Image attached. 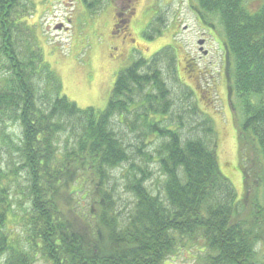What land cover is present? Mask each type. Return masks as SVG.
Listing matches in <instances>:
<instances>
[{"label":"trees","instance_id":"trees-1","mask_svg":"<svg viewBox=\"0 0 264 264\" xmlns=\"http://www.w3.org/2000/svg\"><path fill=\"white\" fill-rule=\"evenodd\" d=\"M82 1L92 8L89 0ZM260 1L251 10L246 0H198L223 25L231 90L243 113L239 199L214 147L201 138L183 139L160 122L172 105L158 66L161 51L119 72L105 110L81 108L62 94L61 78L36 40L21 41L29 30L19 12L21 0H0L1 264H34L38 258L50 264H163L192 246L199 249V264H264L258 257L264 242ZM137 104L135 118L141 122L131 125L142 127L144 137L132 152L114 120ZM15 126L19 132L11 131ZM149 135L163 139L155 150L165 176L157 195L147 187L150 171L135 161L148 156ZM124 165L129 167L123 186L134 197L128 213L118 211L112 174Z\"/></svg>","mask_w":264,"mask_h":264},{"label":"rangeland","instance_id":"rangeland-1","mask_svg":"<svg viewBox=\"0 0 264 264\" xmlns=\"http://www.w3.org/2000/svg\"><path fill=\"white\" fill-rule=\"evenodd\" d=\"M89 2L92 4L90 9L82 0H21L19 12L23 14L29 28V30L24 29L21 41L36 40L46 62L61 78L63 95L76 102L81 108L93 107L99 111L107 107L121 70L128 68L137 59L150 60L161 51L158 66L171 91L169 98L172 105L168 113L159 118L160 122L177 130L183 139L201 138L206 140L211 148L214 147L221 172L231 181L238 198L241 199L244 193V175L240 168L241 160L238 153V129L243 120V113L239 100L234 95L233 102L236 109L227 102H220L219 99L212 106L208 105L197 86L194 90L196 94L192 93L179 79L177 72L181 68L180 61L184 54L180 46H184L190 52H194L198 46L197 38L200 31L196 35L193 27L196 23L195 16L188 1L142 0L143 8L148 11L146 21L131 26L133 34L126 42L112 35L115 17L112 5L106 0H89ZM246 4L252 7L259 5L257 0H246ZM157 9L160 12L158 23L154 19L150 24L154 10ZM207 14L218 23V15ZM173 19L180 22L177 28L178 32H181L176 35L175 43L173 25L170 26ZM59 25L62 26L61 29L57 28ZM186 25L188 29L184 30ZM218 26L222 36L225 35L219 23ZM150 34L153 37H149ZM205 36L209 38L208 50L211 52L209 60L217 62L221 53H216V45L210 40L211 36L207 34ZM171 44H176L175 48L172 49L169 46ZM175 56L176 61H174ZM183 79L190 80L188 73ZM138 107L137 104L131 113L118 116L114 120L115 129L122 132L125 144L130 146L132 152H135L133 146L139 145L144 137L142 127L136 129L131 125L132 122H141L140 118H135L134 111ZM209 127L214 130L211 134L207 132ZM10 129L19 132L17 126ZM146 141H151V144L146 145L148 156L136 157L135 161L150 171L147 187L157 195L163 190L165 176L160 170L155 150L163 139L149 135ZM126 167L129 166L124 165L112 173L118 183L116 191L119 196L116 206L122 213H128L134 206V197L127 193L123 186ZM15 230L22 229L16 227ZM198 254L199 249L196 247H182L163 264H199L196 260ZM258 257L264 261V242L258 245ZM34 264L50 263L38 258Z\"/></svg>","mask_w":264,"mask_h":264},{"label":"flooded vegetation","instance_id":"flooded-vegetation-1","mask_svg":"<svg viewBox=\"0 0 264 264\" xmlns=\"http://www.w3.org/2000/svg\"><path fill=\"white\" fill-rule=\"evenodd\" d=\"M187 1L195 16L196 23L193 27L195 28L196 35L199 31L200 33L197 38L198 46L195 51L193 50L194 52L187 51L184 46H180L181 51L184 50V54L182 56V60L180 61L181 68L177 70L180 76L179 79L192 91V93L195 90V86H197L204 97L203 100H205L208 105L212 106L213 103L219 99L220 102H227L232 107L234 97L231 90L232 64L227 51L226 36L224 34L222 36L220 33V27L218 26L219 23V25L223 28L221 20L219 16L217 20L218 23L216 22V19L213 20L212 18H209L207 12L199 7L198 0ZM106 2L112 5L114 9L115 17L112 27V35L120 37L123 42H126L127 38L133 34L131 26L135 23L146 21L148 11L146 8H143V4L141 3L142 0H106ZM257 2L259 3L257 8H259L263 1L257 0ZM247 5L249 9L256 10L255 7H252V5ZM159 14V9L154 10V15L151 17L152 20H150V24L154 19L155 22L159 20ZM70 21L71 19L69 22ZM170 23V26H174H172V33L175 43L176 35L181 33L178 32L177 28L180 22L173 19ZM184 28V30H187L188 26L186 25ZM191 29L193 28L191 27ZM205 34L211 36L210 40L216 45V53H221L217 62L209 60L211 52L208 50V47L210 44L209 38H207ZM200 42L203 43L200 44ZM175 45L171 44L169 46L173 49L175 48ZM175 51L178 53L177 49H175ZM177 57H174L175 61ZM187 73L188 78L190 79L189 81L183 79ZM214 94H216V96H214Z\"/></svg>","mask_w":264,"mask_h":264},{"label":"water","instance_id":"water-1","mask_svg":"<svg viewBox=\"0 0 264 264\" xmlns=\"http://www.w3.org/2000/svg\"><path fill=\"white\" fill-rule=\"evenodd\" d=\"M61 27H62V26H61V25H59L57 28H58V29H61ZM202 43H203V42H200V44H202Z\"/></svg>","mask_w":264,"mask_h":264}]
</instances>
